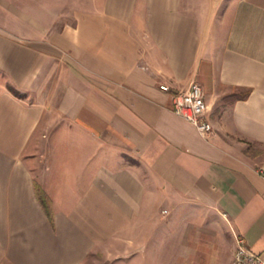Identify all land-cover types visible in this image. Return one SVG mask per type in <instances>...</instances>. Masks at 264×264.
<instances>
[{
    "label": "crops",
    "instance_id": "crops-1",
    "mask_svg": "<svg viewBox=\"0 0 264 264\" xmlns=\"http://www.w3.org/2000/svg\"><path fill=\"white\" fill-rule=\"evenodd\" d=\"M261 165L264 0H0V264L264 254Z\"/></svg>",
    "mask_w": 264,
    "mask_h": 264
},
{
    "label": "built area",
    "instance_id": "built-area-1",
    "mask_svg": "<svg viewBox=\"0 0 264 264\" xmlns=\"http://www.w3.org/2000/svg\"><path fill=\"white\" fill-rule=\"evenodd\" d=\"M160 89L172 93V112L177 117L192 124L202 138L208 139L213 134V126L207 118L209 106L200 84L194 82L186 91L172 92L168 85H160ZM257 172L264 179V165L259 166ZM233 264H264V254L253 253L245 241L239 239Z\"/></svg>",
    "mask_w": 264,
    "mask_h": 264
},
{
    "label": "trees",
    "instance_id": "trees-1",
    "mask_svg": "<svg viewBox=\"0 0 264 264\" xmlns=\"http://www.w3.org/2000/svg\"><path fill=\"white\" fill-rule=\"evenodd\" d=\"M12 90V92L15 94V95H18V93L17 92H15L13 89H11ZM39 194H40V198H41V200L43 201V205L46 207V202H45V199H44V196H43V194H42V192H40L39 191ZM47 211H48V208H47Z\"/></svg>",
    "mask_w": 264,
    "mask_h": 264
},
{
    "label": "rangeland",
    "instance_id": "rangeland-1",
    "mask_svg": "<svg viewBox=\"0 0 264 264\" xmlns=\"http://www.w3.org/2000/svg\"><path fill=\"white\" fill-rule=\"evenodd\" d=\"M90 264H95V263L90 262Z\"/></svg>",
    "mask_w": 264,
    "mask_h": 264
}]
</instances>
